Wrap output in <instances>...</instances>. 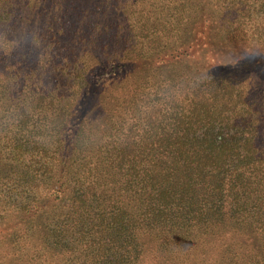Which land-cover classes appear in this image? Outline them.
Wrapping results in <instances>:
<instances>
[{"label": "trees", "instance_id": "16d2710c", "mask_svg": "<svg viewBox=\"0 0 264 264\" xmlns=\"http://www.w3.org/2000/svg\"><path fill=\"white\" fill-rule=\"evenodd\" d=\"M44 1L0 0V175L23 183L22 211L51 219L44 242L93 250V264H145L153 252V264H264V89L253 95L235 70L212 71L184 97L151 86L109 131L91 133L89 97L71 106L67 91L68 78L74 93L89 83L70 80L65 64L58 70V31L35 40L57 52L62 79L53 84L28 41ZM248 2L246 23L264 16V0ZM47 206L53 217H42ZM62 214L73 217L72 230L56 219Z\"/></svg>", "mask_w": 264, "mask_h": 264}, {"label": "rangeland", "instance_id": "374dc122", "mask_svg": "<svg viewBox=\"0 0 264 264\" xmlns=\"http://www.w3.org/2000/svg\"><path fill=\"white\" fill-rule=\"evenodd\" d=\"M244 1L47 0L50 3L42 2L41 8H36L40 12L29 21L33 32L28 41L36 56L40 53L42 58L39 67L43 79L53 84L62 79L52 67L58 59L57 52L48 44L47 50L53 53L46 55V48L35 40L51 39L52 32L58 31L56 48L63 59L58 70L65 64L63 73L73 74L70 80L84 76L89 83L86 90L74 93L77 86L71 87L73 82L68 78L67 91L72 93L69 102L73 106L82 97H89L82 104L87 102L91 107L88 117L93 118L94 114L98 123L91 133L103 134L125 111H131L132 101L139 102L151 86L184 97L212 71L235 70L244 85L253 89V95L256 90L264 89V81H258L254 73L249 77L253 71L264 76V56L259 54L264 52V16L256 11L253 17L246 16L250 19L246 23L242 16ZM247 1L251 8H259L262 0ZM28 11L31 8L25 9V16ZM26 22L27 19L22 25ZM39 23L43 30H39ZM4 24L8 25V19ZM32 65L35 66L34 61ZM254 84L259 86L255 88ZM45 85L38 84L42 89ZM141 102L150 104L148 99ZM74 110L68 106V115ZM112 113L115 114L113 121L104 124L103 119ZM23 191V183L14 182L8 174L0 175V264H93L96 254L93 250L58 247L52 242L55 238L44 242L48 234L45 224L51 219L29 216L22 211L19 202L26 201ZM48 200L42 196L39 204H46ZM59 204L61 207L60 201ZM45 210L42 217L54 216L48 206ZM56 219L63 220L68 230L74 228L73 217L62 214ZM155 255L149 253L145 264H153Z\"/></svg>", "mask_w": 264, "mask_h": 264}, {"label": "clouds", "instance_id": "9594fccd", "mask_svg": "<svg viewBox=\"0 0 264 264\" xmlns=\"http://www.w3.org/2000/svg\"><path fill=\"white\" fill-rule=\"evenodd\" d=\"M259 54H260L261 56H264V52H260Z\"/></svg>", "mask_w": 264, "mask_h": 264}]
</instances>
